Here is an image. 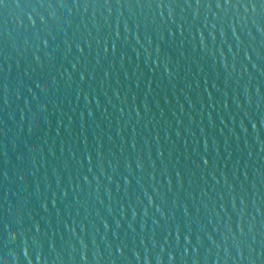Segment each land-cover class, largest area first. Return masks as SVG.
Returning a JSON list of instances; mask_svg holds the SVG:
<instances>
[{"label":"water","instance_id":"water-1","mask_svg":"<svg viewBox=\"0 0 264 264\" xmlns=\"http://www.w3.org/2000/svg\"><path fill=\"white\" fill-rule=\"evenodd\" d=\"M0 264H264V0H0Z\"/></svg>","mask_w":264,"mask_h":264}]
</instances>
